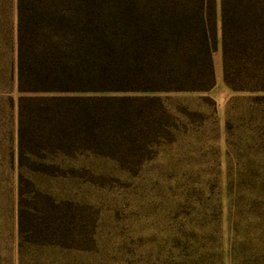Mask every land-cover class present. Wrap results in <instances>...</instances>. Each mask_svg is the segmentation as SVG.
Masks as SVG:
<instances>
[{"label": "rangeland", "instance_id": "obj_1", "mask_svg": "<svg viewBox=\"0 0 264 264\" xmlns=\"http://www.w3.org/2000/svg\"><path fill=\"white\" fill-rule=\"evenodd\" d=\"M16 5L0 0V264H264V92L225 84L220 0H81L84 63L66 0L54 64L85 90L25 95L63 100L26 102L22 166ZM246 61L230 70L264 67Z\"/></svg>", "mask_w": 264, "mask_h": 264}, {"label": "trees", "instance_id": "obj_2", "mask_svg": "<svg viewBox=\"0 0 264 264\" xmlns=\"http://www.w3.org/2000/svg\"><path fill=\"white\" fill-rule=\"evenodd\" d=\"M66 0H17V60L18 77L17 89L20 94L19 104V163L22 166L25 152L23 150L22 117L27 112L26 102L36 99L48 108L50 103L63 100V97H27L25 95H40L42 93H81L84 89L83 73L64 74L57 63L55 51L61 46L64 30L69 28L64 12L61 9ZM212 5V0H206V6ZM222 21V53L224 81L234 91L264 92V67L230 70L234 54H241L245 63H264V0H220ZM81 0H76L74 17L70 28L74 33V47L82 63V18ZM31 37V39H29ZM31 40V41H30ZM31 42V43H30ZM30 44L32 56L27 57V47ZM236 52H234V49ZM63 48V47H62ZM62 48L59 52L62 51ZM254 59V61H250ZM31 60V61H29ZM255 60L257 62H255ZM35 62V64L33 63ZM237 75V77H236ZM242 76V77H240ZM68 84H72L71 87ZM76 113L80 116L85 112L83 97L75 96ZM59 121V120H58ZM19 166V167H20ZM24 177L19 176V209L18 232L22 245L27 240L26 210L24 202ZM37 202H46L45 198L37 195ZM55 203V202H54ZM51 204V205H54ZM50 204V203H48ZM54 209V208H52ZM42 208V218L45 228L62 227L64 217L62 206L53 211ZM48 238L50 237H44Z\"/></svg>", "mask_w": 264, "mask_h": 264}]
</instances>
